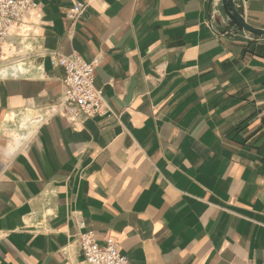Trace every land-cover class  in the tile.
Returning <instances> with one entry per match:
<instances>
[{
    "label": "crops",
    "instance_id": "crops-1",
    "mask_svg": "<svg viewBox=\"0 0 264 264\" xmlns=\"http://www.w3.org/2000/svg\"><path fill=\"white\" fill-rule=\"evenodd\" d=\"M236 32L221 0H41L0 44V264H86L80 222L132 264H264V40ZM45 52L99 61L115 116H52Z\"/></svg>",
    "mask_w": 264,
    "mask_h": 264
},
{
    "label": "built area",
    "instance_id": "built-area-1",
    "mask_svg": "<svg viewBox=\"0 0 264 264\" xmlns=\"http://www.w3.org/2000/svg\"><path fill=\"white\" fill-rule=\"evenodd\" d=\"M40 2L41 0H0V44L10 36L13 28L39 9ZM85 9V4L76 3L67 12V19L75 25ZM42 56L49 57L53 66L65 71L64 91L52 109V116H60L72 122L81 118L115 116L103 90L95 85L99 61L89 63L77 54L66 57L59 52H45ZM79 229L76 244L86 264H132L122 254L118 242L111 240L100 245L94 234L81 232L85 229L83 222L79 223Z\"/></svg>",
    "mask_w": 264,
    "mask_h": 264
},
{
    "label": "water",
    "instance_id": "water-1",
    "mask_svg": "<svg viewBox=\"0 0 264 264\" xmlns=\"http://www.w3.org/2000/svg\"><path fill=\"white\" fill-rule=\"evenodd\" d=\"M224 8V12L230 21V26L236 28V33H244L250 36L253 40L261 41L264 40V30L256 29L247 24L243 10L238 5L236 0H221ZM229 33V32H228Z\"/></svg>",
    "mask_w": 264,
    "mask_h": 264
}]
</instances>
